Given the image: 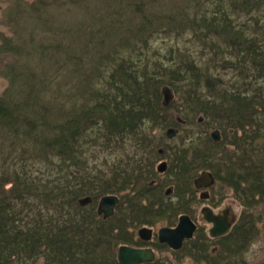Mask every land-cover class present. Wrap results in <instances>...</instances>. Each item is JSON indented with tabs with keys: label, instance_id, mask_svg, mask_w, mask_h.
Returning a JSON list of instances; mask_svg holds the SVG:
<instances>
[{
	"label": "trees",
	"instance_id": "16d2710c",
	"mask_svg": "<svg viewBox=\"0 0 264 264\" xmlns=\"http://www.w3.org/2000/svg\"><path fill=\"white\" fill-rule=\"evenodd\" d=\"M90 1L15 0L5 15L10 34L0 35V58L5 62L0 76L7 81L0 95V140L11 153L18 151L17 160L24 161L31 154L43 157L48 170L45 177L18 173L0 177V264H37L42 257L83 256L92 251L94 241L100 254L93 255H107L111 246L106 240L111 234L103 228L106 223L96 219L94 210L91 213L79 206L78 200L89 195L95 202L125 188L138 178L132 171L133 162L143 163L139 156L145 148L157 145L152 129L181 126L179 118L173 117L174 112L179 115V106L165 105L163 89L178 96L184 113L205 118L222 132L225 145H233L234 152L217 145L216 153H205L212 158L202 168L211 169L215 179L232 188L246 206L220 252L209 254V264H220V260L236 264L226 258L242 256L254 221L260 219L253 214V207L264 204V148H258L264 138V19L253 17V11L264 8V0H229L234 13L250 15L248 24H235L223 0L216 3V12L199 19V26L197 20H188L198 30V39L212 51L211 68H201L185 52L173 50L163 55L166 64L154 63L150 72L146 65L139 69L132 60H121L110 74L103 98L79 110L66 106L73 96L68 83L59 85L57 79L80 77L83 51L89 42L103 41L101 29L93 25L88 32L85 28V38L80 37L77 17L89 11L85 5ZM134 7L138 9L136 4ZM50 12L64 19L58 22ZM146 24H151L149 18L140 26L147 32ZM151 33H146L144 46ZM77 37L83 39H78L80 46L84 45L79 51ZM137 55L141 57L139 51ZM217 56L220 64L215 65L211 60ZM218 67L231 69L243 81L224 86L212 75ZM250 84L256 87L249 89ZM97 124L104 131L103 143L114 154L107 161L106 176L100 170L90 171L88 152L80 145L86 143V130ZM128 142L132 147L129 153ZM206 142L212 146L209 137ZM7 184L10 186L5 189ZM18 202L28 209L25 213L22 207L15 209ZM37 203L57 212L54 218L58 220L52 221L51 216L44 221Z\"/></svg>",
	"mask_w": 264,
	"mask_h": 264
},
{
	"label": "rangeland",
	"instance_id": "374dc122",
	"mask_svg": "<svg viewBox=\"0 0 264 264\" xmlns=\"http://www.w3.org/2000/svg\"><path fill=\"white\" fill-rule=\"evenodd\" d=\"M28 1V3H30L32 0ZM90 2L92 3L85 5L89 11L86 14H79V17H77L81 22L79 23L81 26L80 37L85 38L89 26L93 25L95 29H101L103 41L102 43L89 42V46L83 51L81 66H83L82 70L84 72L82 75L80 74V77L70 78L68 81L63 76L57 79L59 85L68 83V88L73 96V98L67 100V107L73 105L81 110L97 104V102L103 98L102 95L106 91V85L109 82L112 70L121 60H125L126 62L132 60L139 69L146 65L150 72L154 68V63L160 62L166 64V61L163 60V55H167L169 50H173L178 54L185 52L188 54L189 58L194 60L201 68L212 67L209 62V55H212V51L198 39V30L194 29L193 24H189L188 20L192 22L197 20L198 25L199 19L209 17L212 13L216 12L215 6L219 0H91ZM14 3L15 0H0V35L10 34V29L4 24V18L10 6ZM135 4L137 5V10L134 7ZM229 4V0H223V5L228 9L226 11L235 24H248L250 22V15H246L243 12L234 13L233 10L230 9ZM141 12H145V15L141 14ZM263 12L264 8L253 11V17L264 19L262 16ZM50 17L56 19L58 22H62L64 19L63 16H55V12H50ZM148 18L149 21L151 20V24H146L147 32L152 33L147 38V46H144L143 40L146 39L147 32L145 28L141 29L140 26L145 24ZM85 28H87V32ZM154 30H156V32H154ZM80 37H77L76 41L78 39L83 40ZM78 44L79 45H76L77 51L81 50V46H84H80L81 42H79V40ZM138 51L141 57H138ZM220 59L221 57L217 56L211 60V62L215 65L220 64ZM3 61L4 59L2 60L0 58V67L5 63ZM5 61L7 62L8 60ZM212 75L220 78L224 86H232L234 83L243 81L231 69L214 68L212 70ZM6 86L7 81L0 76V95ZM253 87L256 86L253 84L249 89H253ZM169 103L176 104V106L178 104L179 106V115L177 112L173 113V109L171 110L173 117H177L180 120L181 126L175 127L178 129V133L176 137L168 139L165 136L167 128H153L151 132L152 139L157 145H160L157 149L161 150L164 146L168 149L171 145H176L179 148L192 145L188 149L193 159H189L191 160V165L187 169V174L184 177H182V175L176 177L179 180L171 179V174L173 172L171 168V170L167 171L165 174L156 176V181L162 184L158 188L161 193L163 190L170 188L172 184L175 185L176 189H174L171 196L175 203H177L175 199L176 192L182 195V200L179 199L180 202L187 201L190 203L189 200L185 199L182 193H188L191 184L190 180L192 178H195L204 170H211L202 167L203 165L207 166L209 164L208 159L211 160L212 158V156L208 157L207 155L205 157V153L208 151H211L210 153L213 154L217 152L216 148H212V146H209V143L205 141L209 133L215 128L209 123H206V119L203 117H201L202 121L199 123L197 119L200 116L190 117V115L184 113L180 109L181 102L173 91L169 92L168 104ZM65 119L67 118L65 117ZM103 133L104 131L101 124L90 126L83 135L86 143L80 142V145L88 152L89 162L87 167H89L90 171L96 173L97 170H100L101 174L106 176L108 168L107 161H110V158H113L114 154L111 155L108 151L109 148L105 146L107 144L103 143ZM95 136L96 139L93 140ZM258 143V145H260L258 148H264V138H261ZM128 145L127 153L132 151V147H130L131 143L128 142ZM77 146H79V144H77ZM228 147L232 149L233 145L228 144L227 148ZM197 148H200V151H195ZM157 149L153 150L154 157L152 159L154 160V166L160 162L156 154ZM233 150L232 152L235 151ZM193 151L196 154H193ZM11 152L12 150L9 149V147L7 148L3 141L0 140V177L3 176L2 174L13 175V173L26 174L29 177L47 176V173H44V171L48 170V166L43 157L37 156V158H34V155L31 154L25 158L24 161H20L16 159L18 151L16 153ZM239 152L240 151H236L237 154ZM9 153H11L12 156L8 159L6 156H8ZM165 153V157L167 158L168 153ZM165 157L162 156V158ZM114 160L117 161V159H112V161ZM55 175L56 174H52L51 176ZM175 180H177V182ZM9 186L10 185L7 184L4 188L7 189ZM130 187H140V181L138 180L135 185L130 184ZM195 192L196 191H194L195 198L193 202L197 201L198 194ZM210 193L213 199H209L205 202H198L196 209H193L195 213L191 214L192 219L199 222L201 228L204 225L200 217H198L199 209L203 205L214 207L220 199L222 203L219 209L228 207L236 217H239L240 220L242 219L243 210L246 211V206L244 207L242 205L239 195L235 193L232 188H229L225 183H220L218 180L215 185L210 188ZM37 205L44 221H47L51 216L53 217V219H51L52 221H55V219L58 220V218H54L58 216L57 212H53L48 208L46 209L43 204L37 203ZM21 207L23 208L21 209L23 213L28 210L26 207L22 206L21 202L16 204L15 209L17 210ZM176 209L178 208H175V210ZM87 211H90V206L87 207ZM173 213V217L167 220H173L175 223L179 211H173ZM253 214L257 215L260 219H255L254 221L253 231L251 232V238L247 247L242 251V256H228L226 258L227 262H235L236 264H264V204L253 207ZM111 223V221H107L105 225H110ZM165 223L166 221L163 220L156 222L155 225L157 227ZM213 245L217 244L208 245L209 251ZM114 249L115 245L111 246L109 250L106 251L107 256L111 257L110 253L113 252ZM182 254L183 252L172 253L166 249L157 250V264H198L190 258H184ZM212 260L215 261V259ZM219 263L223 264L224 261L220 260Z\"/></svg>",
	"mask_w": 264,
	"mask_h": 264
},
{
	"label": "flooded vegetation",
	"instance_id": "af4514ba",
	"mask_svg": "<svg viewBox=\"0 0 264 264\" xmlns=\"http://www.w3.org/2000/svg\"><path fill=\"white\" fill-rule=\"evenodd\" d=\"M201 121L202 118L198 119L199 123ZM168 130H172L170 132L173 134L171 137L167 136ZM177 130L178 129L172 127L167 128L165 131L166 138L172 139L176 137L178 133ZM214 131H216L219 135V141L217 142L213 141V139L211 138V134ZM232 134V131H230V135ZM208 137L214 148L217 145L223 146L226 144L224 143V136L220 130H212L207 138ZM159 146L160 145L147 146L145 148V151L139 156L143 159V163L136 161L133 162V169H131L138 176V178L135 177L134 179H132L131 182L125 186V188H121L120 190H117V192L102 195L95 202L92 196L90 197L89 195L83 196L78 200L79 206L84 207L85 209L90 206V211L88 212L92 213L94 210L96 219H99L105 223L107 221L112 222L110 225H104L105 227H103L106 228L111 234L109 235V238H107L106 243L109 246L115 245L114 251L110 253L111 257L107 255V257H101L103 255L97 257L93 255L94 252H97V242L94 241L92 244V251L89 253H85V255L83 256L78 255L74 257L56 258L42 257L36 261L37 264H121L117 256L119 248L148 251L151 255V259L138 264H157V250L162 249L169 250L172 253L183 252L182 256H184V258H190L198 264H209V254L213 256L220 252L223 243H225L227 237L240 222V218L236 217L228 207L219 209L222 203V200L220 199L214 207L203 205L199 209L198 217H200V220L204 225L202 228L199 225V222H196L192 219L191 214L195 213L193 209H196V205L198 202H205L209 199H213L210 193V188L215 185L217 180L210 170H204L202 172L206 171L212 174L214 178V183L212 185L207 188L197 189L194 185V180L199 176L198 174V176L190 180L191 184L190 188L188 189V193H182L184 194L185 199L189 200L190 203H188L187 201L180 202L179 199L182 200V195L178 192H176L175 196L177 203L174 202L173 198H171L174 189H176L174 184H172L170 188L163 190L161 193L158 188L162 184L156 181V176L163 175L167 171H170L172 168L173 172L171 174V179H177L176 177H180V175L184 177L187 174L188 167L191 165V160L189 159H193V156H190L189 149H185L184 146L180 148L182 149L181 153L179 152V147H177L176 145H171L168 149L166 146H164L162 150L157 149L159 148ZM227 146L228 145H225L226 148ZM154 149H157L156 154L160 159V162H158L156 166H154V160L152 159L154 157ZM229 150L232 151L233 148ZM165 152L168 153L167 158L165 157ZM162 156L165 158H162ZM170 164L172 165V167ZM161 165H163V167H160ZM123 178H125V176L116 179L122 180ZM138 180L140 181V187L131 188L130 184L135 185ZM177 180L175 181L177 182ZM194 191H196L195 193L198 195L197 201L193 202L195 198ZM206 193L207 198L201 199V195H206ZM105 196L116 198L112 213L106 218L103 217V213H98L99 201L102 197ZM83 199L88 200L86 202H83L81 201ZM175 208L178 209L175 210ZM205 208L206 210H204ZM173 211H179V214L177 215L178 218L175 223L173 220H167L173 217ZM206 211H208L210 215L213 216L221 215L224 223L226 225L230 224L228 225L229 227L224 234L217 237H211L210 229L213 227V223L207 222L204 219ZM182 216L188 217L189 221L193 224L194 229L188 237L181 240V242L178 244V248H172L168 243L161 242L160 240L171 239L168 238L169 236L167 235V231L174 230L179 224V219ZM163 220H165L166 223L156 227L155 223ZM170 241L175 244L174 241ZM209 244L217 245H213L209 251ZM96 254L100 253L97 252Z\"/></svg>",
	"mask_w": 264,
	"mask_h": 264
},
{
	"label": "water",
	"instance_id": "95a60500",
	"mask_svg": "<svg viewBox=\"0 0 264 264\" xmlns=\"http://www.w3.org/2000/svg\"><path fill=\"white\" fill-rule=\"evenodd\" d=\"M169 92L170 90L167 89L162 90L163 100L165 105H167L169 101ZM171 131L172 130H168L167 133L168 137H171L173 135L172 133H170ZM211 138L215 142L219 141L218 133L214 131L211 134ZM160 167H163V165H161ZM213 183H214V178L212 174L206 171L201 172L199 176L194 180V185L197 189L207 188ZM206 198H207V193L206 195L205 194L201 195V199H206ZM87 200L88 199H83L81 201L86 202ZM115 202H116V198L114 197L111 196L102 197L99 201L98 213H103L104 218L110 216ZM204 210H206V208ZM204 219L207 222L213 223V227L210 229L211 237H217L219 235L224 234L229 227L228 225H230V224L226 225L224 223L223 218H221V215L213 216L210 215L208 211L205 212ZM193 229L194 226L189 221L188 217L182 216L179 219V224L174 230H168V231L166 230L168 232L167 234L169 236L168 238H171L170 240L174 241L175 244H173V242L167 239H161L160 241L168 243L172 248H178L179 247L178 244L181 242V240L188 237ZM117 256L121 264H138L151 259L150 253L146 250H132L128 248H119Z\"/></svg>",
	"mask_w": 264,
	"mask_h": 264
}]
</instances>
